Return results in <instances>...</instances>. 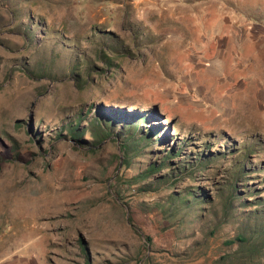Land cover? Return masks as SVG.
<instances>
[{
	"label": "rangeland",
	"instance_id": "374dc122",
	"mask_svg": "<svg viewBox=\"0 0 264 264\" xmlns=\"http://www.w3.org/2000/svg\"><path fill=\"white\" fill-rule=\"evenodd\" d=\"M111 108L152 111L167 142L125 166L121 146L157 141L137 113L107 115L96 150L63 128ZM206 142L207 164L159 181ZM8 149L20 157L1 163L0 264H264V250L222 257L264 228V0H0Z\"/></svg>",
	"mask_w": 264,
	"mask_h": 264
},
{
	"label": "trees",
	"instance_id": "16d2710c",
	"mask_svg": "<svg viewBox=\"0 0 264 264\" xmlns=\"http://www.w3.org/2000/svg\"><path fill=\"white\" fill-rule=\"evenodd\" d=\"M120 111L124 114V120L130 119L132 117V114L137 113L138 116H141L143 118V123L140 126V131L144 132L146 130V126H151L155 129L157 141L153 145H151V141H149V136L147 134L142 135L141 139L137 140L135 143L132 144V146H127L125 149L120 147L121 151V165L122 163L125 166L131 165V161L133 159V155H137V153H145V150L149 148L152 150H159L160 145L162 143L167 142L168 140V134L163 131V126L159 123H154L153 117L156 118L157 115L154 114L152 111H144V112H138L137 110H134L132 112H126L124 110H115V109H99L98 112L89 119L87 126H83V121L86 120L87 116L83 115V112L81 111L79 115L77 116V120L75 123L72 121L68 122L63 128L67 129L68 133L71 135L72 139L75 143H77L80 147L87 148L89 146H92L90 150H96L97 147L101 142L103 138V129L107 127V115L111 116L112 114L114 116H119ZM113 117V116H112ZM113 120L116 121L115 118ZM64 130V129H63ZM90 132L91 139L88 141L85 138V135ZM102 132V133H101ZM63 135L62 132L59 133V136ZM106 139V138H105ZM186 141V140H185ZM182 141V146H179L177 149L176 147H172L171 149L167 150L166 153L160 158V160H154L150 163L147 170L145 171V176H148L149 174H155L161 171L162 168L167 166L168 162L171 159H174L175 157H179L184 149V142ZM210 148V142H206L205 147L202 150H197V153H200V160L199 161V155L196 153L194 155L189 154L187 155V159H185L182 162V165L177 168L175 171H172L170 175H165L163 177L159 178V181H174V172H181L185 171L186 169H193L195 166H203L209 162L210 159H212L211 155L205 154V150L209 151ZM153 151L152 153H154ZM198 156V157H197ZM217 156V155H216ZM20 155L17 150L8 149L5 151L0 152V169H1V163L2 161L19 158ZM235 172V176L233 175V181L228 184L230 193L227 196V206L226 209L230 210V205L233 204V201L240 197L238 194L239 192V178H240V168H238ZM173 176V177H172ZM178 177V176H177ZM199 197H195L193 202H188V200H184V204H194V202L198 201ZM183 204V205H184ZM228 210H226L228 212ZM261 216V218L259 217ZM256 217H259L257 219L256 223L258 221L262 222V225H264V209L260 213L256 214ZM130 221H132V217H129ZM262 231L264 232V228L259 231L257 227H255L252 231L249 232V234H246L244 232L239 233L235 238L229 239L227 242L228 244H237V248L233 252L226 253L224 256H222L224 259L235 257V258H242L243 256L250 257L254 254H257L259 252H262L264 250V235L262 234ZM150 238V237H149ZM151 240V239H150ZM147 261H149V258Z\"/></svg>",
	"mask_w": 264,
	"mask_h": 264
}]
</instances>
